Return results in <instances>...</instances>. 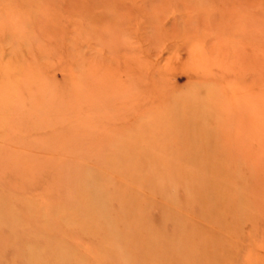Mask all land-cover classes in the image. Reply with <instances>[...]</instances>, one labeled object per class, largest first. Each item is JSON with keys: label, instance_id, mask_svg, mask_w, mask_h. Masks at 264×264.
Returning <instances> with one entry per match:
<instances>
[{"label": "rangeland", "instance_id": "1", "mask_svg": "<svg viewBox=\"0 0 264 264\" xmlns=\"http://www.w3.org/2000/svg\"><path fill=\"white\" fill-rule=\"evenodd\" d=\"M0 264H264V0H0Z\"/></svg>", "mask_w": 264, "mask_h": 264}]
</instances>
